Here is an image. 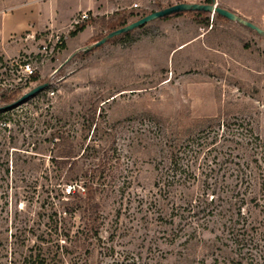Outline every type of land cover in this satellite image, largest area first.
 Returning a JSON list of instances; mask_svg holds the SVG:
<instances>
[{"label": "rangeland", "instance_id": "rangeland-1", "mask_svg": "<svg viewBox=\"0 0 264 264\" xmlns=\"http://www.w3.org/2000/svg\"><path fill=\"white\" fill-rule=\"evenodd\" d=\"M103 2L102 11L128 15L184 0ZM216 2L264 31V0ZM75 20L72 27L81 15ZM72 27L24 33L10 40L9 53L0 46V96L48 83L43 104L35 100L0 117V264H34L42 253L50 264H188L180 220L170 223L172 207L159 191L155 165L170 144L198 134L200 144H210L197 174L209 168L222 174L223 158L247 174L264 173V38L215 15L204 26L184 13L83 53L105 32L88 26L89 37L77 39L68 34ZM24 63L39 74L37 82L22 72ZM55 128L76 144L71 176L78 178L63 185L70 163L57 170L45 141ZM85 173L97 182L89 192L98 206L94 223L79 178ZM200 180L195 196L202 194ZM253 193L262 198L264 188L254 182L245 197ZM214 222L184 249L192 264L213 263L208 247L222 230Z\"/></svg>", "mask_w": 264, "mask_h": 264}, {"label": "trees", "instance_id": "trees-1", "mask_svg": "<svg viewBox=\"0 0 264 264\" xmlns=\"http://www.w3.org/2000/svg\"><path fill=\"white\" fill-rule=\"evenodd\" d=\"M203 3H210V0H204ZM159 9H162V6L158 5L157 10ZM153 11L137 14L130 13L128 15H125V12L122 11H115L107 16L92 17L89 15L88 19L76 23L68 34L73 38L83 32L87 26H96L98 24L100 30L105 32V35H100L94 40L96 42L108 33L127 25L130 19L143 17ZM184 13L192 14L204 26L209 25L210 14L203 11L177 12L170 16H179ZM214 15L215 18L226 20L217 14ZM262 37L264 38V36ZM97 48L91 47L83 51V53H89ZM60 69L56 73L60 72ZM28 79L32 82H37L39 80V74L33 72L28 76ZM47 87L42 92L26 100L20 106L30 102L32 103L35 100L43 104L45 99L44 94L48 92ZM21 95L18 91L2 94L0 96V105L11 103ZM16 108L0 111V117ZM198 139V134H196L184 140L173 142L167 147L166 151L168 154L166 159L161 164L155 165L158 173L157 183L158 185L162 183V188L160 187L159 191L165 194L164 200H168V203L172 207L170 223L173 224L174 217H178L180 220L177 235L179 236L180 234L182 235L180 237L183 238L182 243H180L184 259L183 262H188V264H192L193 262L188 261L189 255L184 252V249L186 250V247L191 244V238L196 239L200 230L204 228L208 229V225L216 223L214 222L216 220L220 223L219 225L222 230L220 236H217L216 242H213L208 247V256L214 257L212 264H219L221 261L223 264H264V197L258 198L254 193L250 196L251 198L245 197L246 190L248 191L254 182L259 183L262 189L264 188V173L260 172L258 176L255 174H247L245 169L240 168L238 162H233L230 158H223L219 162V167L223 171L222 174H220L221 171L218 172L212 168H209L206 174H197V166H199L198 159L201 150L204 146L210 144L208 141L205 144L203 142L200 144ZM205 139L207 138L205 137ZM45 141L51 143V153L54 152L55 155L50 158V162L57 170H64L66 165L70 163L69 169L67 170L69 173L63 177L61 184L76 181L78 177L72 178L71 176L73 159L76 157V144L74 139L68 134L66 135L65 130L55 128ZM212 161L216 163L217 160ZM252 162L256 164L258 160H252ZM247 168L248 164H246ZM199 175L202 176L203 189L201 190V195L195 196L192 188L194 184L201 182ZM81 177H84L81 188L84 191V195L87 194V199H84V201L87 200L86 203H88V217L94 223L95 219L93 216L96 215L98 206L96 204H90L94 198L89 196V192H91L92 187L97 182H95L94 175L85 173L79 178ZM55 179L56 181L57 179L59 180L60 176H56ZM57 184L60 186V183ZM242 189L244 192H241ZM177 192L180 194L179 204L174 200ZM74 194L75 191L69 187L68 195L73 196ZM249 203L252 206L247 212H243V206ZM161 206L165 207L166 205L163 204ZM164 209L162 210L164 211ZM173 209L177 210L173 211ZM35 258L34 264H50L52 261L45 253L36 255ZM201 262L206 263L205 259Z\"/></svg>", "mask_w": 264, "mask_h": 264}, {"label": "crops", "instance_id": "crops-1", "mask_svg": "<svg viewBox=\"0 0 264 264\" xmlns=\"http://www.w3.org/2000/svg\"><path fill=\"white\" fill-rule=\"evenodd\" d=\"M104 0H0V46L5 52L14 51L10 47L12 38L24 33L40 30H63L72 27L75 18L82 13L92 17L107 16L103 10ZM185 2V0H184ZM118 11V10H117ZM90 27L79 33L76 38L89 37Z\"/></svg>", "mask_w": 264, "mask_h": 264}, {"label": "water", "instance_id": "water-1", "mask_svg": "<svg viewBox=\"0 0 264 264\" xmlns=\"http://www.w3.org/2000/svg\"><path fill=\"white\" fill-rule=\"evenodd\" d=\"M189 11H203V12L209 13L211 16H213L214 14H217V15L225 18L228 21L235 22V23H237V24H239V25H241V26H243L249 30L254 31L256 34H258L260 36H264V31L260 27L256 26L252 22L244 19L243 17L235 14L234 12L218 6L216 0H210V3L182 2V3L170 5L168 7H165V8L159 9V10H155V11H153V12H151V13L143 16V17H140V18L128 23L127 25L108 33L106 36H104L100 40L94 42L93 44L87 46L84 49H88L91 47H100L101 45L105 44L107 42V40L114 38V37H117L119 35L128 33V32H131L137 28H140V27L146 25L149 22L164 18L166 16H170V15L177 13V12H189ZM71 57H72V55L64 63H62L58 67V69H60L66 62H68V60ZM47 86H48L47 83H42V84L36 85L35 87L31 88L27 92L23 93L17 100L0 106V111H7V110H10L12 108H16V107L20 106L26 100H28V99L32 98L33 96H35L36 94L42 92Z\"/></svg>", "mask_w": 264, "mask_h": 264}, {"label": "built area", "instance_id": "built-area-1", "mask_svg": "<svg viewBox=\"0 0 264 264\" xmlns=\"http://www.w3.org/2000/svg\"><path fill=\"white\" fill-rule=\"evenodd\" d=\"M185 1L186 2H190V3H194V2L201 3V2H204V0H185ZM136 6L137 5L134 4V7H136ZM86 19H88V14L87 13H82L81 14V21L82 20H86ZM21 69H22V72L25 73L27 76L31 75L34 72V70L32 69V67H31V65L29 63L22 64Z\"/></svg>", "mask_w": 264, "mask_h": 264}]
</instances>
